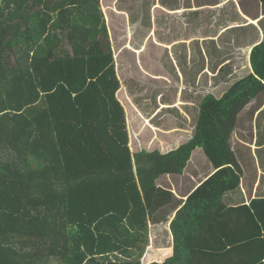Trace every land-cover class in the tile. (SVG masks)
<instances>
[{
    "label": "trees",
    "instance_id": "16d2710c",
    "mask_svg": "<svg viewBox=\"0 0 264 264\" xmlns=\"http://www.w3.org/2000/svg\"><path fill=\"white\" fill-rule=\"evenodd\" d=\"M250 61L253 73L204 97L187 144L133 153L100 0H0V264H264V199L223 202L241 184L230 141L264 92V41ZM198 148L215 173L158 262L151 222L173 195L157 180L183 174Z\"/></svg>",
    "mask_w": 264,
    "mask_h": 264
},
{
    "label": "crops",
    "instance_id": "0c3cea01",
    "mask_svg": "<svg viewBox=\"0 0 264 264\" xmlns=\"http://www.w3.org/2000/svg\"><path fill=\"white\" fill-rule=\"evenodd\" d=\"M179 1L155 0L150 10L163 9L165 14L159 17V21L153 18L149 35L140 37L142 43L129 25V16L123 12L119 15L125 14L124 18L119 17L118 21L121 26L116 29H126V41L123 37L116 40L110 37L121 83L118 99L125 110H131L132 122H128V130L133 151L135 146L139 152L150 150L168 154L187 144L196 132L199 102L210 92L221 98L237 81L253 73L250 63L252 49L264 41V7L259 0H181V5L176 6ZM159 28L168 29V35L173 38L157 39L153 30ZM150 41H153L152 48ZM118 51L121 54H117ZM160 54L169 60L166 81L168 86L176 87L177 94L174 103L159 105L165 110L177 109L184 125L179 121L178 125L174 123L167 129L155 125L149 130L144 125H149L146 123L149 118L144 117L146 109L150 108L149 104H143L147 101L146 95H136L134 90H139L141 77L144 80L152 77L154 82L162 77L156 69ZM150 67L154 71H150ZM261 130H264V92L237 117L230 144L243 175L239 188L224 195L223 202L227 207L249 206L253 200L264 199V141L260 144L257 139ZM214 173V166L198 148L183 174L164 175L157 180V186L170 191L173 199L152 219L148 257L161 262L173 255L174 238L170 225L188 196ZM248 176L255 179L252 186L244 180Z\"/></svg>",
    "mask_w": 264,
    "mask_h": 264
},
{
    "label": "rangeland",
    "instance_id": "374dc122",
    "mask_svg": "<svg viewBox=\"0 0 264 264\" xmlns=\"http://www.w3.org/2000/svg\"><path fill=\"white\" fill-rule=\"evenodd\" d=\"M255 1L257 2V0H255ZM100 3H101V7H102V12L104 13V17L106 19V23H107V26L109 29L110 37L113 40H114V38L116 40V38L123 37L124 38L123 40L126 41V39H125L126 29L125 28H122L121 30L116 29V27L121 26V24L119 23L120 22L119 17L122 18L124 16V15H119V14H122L121 12H123L127 16H129L130 24L129 23L128 24L131 25L132 31L134 33L138 34V36H139L138 39H139V41H141V43L143 42V40L140 37H143V38H145V36L147 37L151 31L153 18L158 19L157 21H159V17L165 14V13H163V9H157L156 10V9L152 8L153 11L150 10V8L153 6V4H155V0H100ZM162 4L165 5L164 2H162ZM156 5H157V3H156ZM180 5H181V0L176 3V6H180ZM257 5H259V4L257 3ZM260 9L262 10V7ZM155 11L157 12L158 15L155 13ZM164 12H165V10H164ZM174 20H175V18H174ZM160 22H162V18H161ZM154 32H156L155 35H156L157 39L164 38V37H165L164 39L173 38V35L172 36L168 35L169 34L168 29L164 30V29L159 28L157 31L153 30V33ZM166 35L168 37H166ZM65 36H67V35H65ZM62 37H64V35ZM136 39H137V37H136ZM150 42H151L150 48H152V42L153 41H150ZM134 43H136V42H134ZM67 49H68V51L71 52V50H70L71 48L69 45H67ZM160 50L163 51L162 49H160ZM164 50H166V49H164ZM160 56L161 57H160L159 62H156V69H158L157 70L158 72L162 73V75H161L162 77L155 82L153 81L152 77L147 79V80H144V78L141 77V79H140L141 85L139 87V90H137V91L134 90L136 95H138V94H145L146 95L147 101L144 102L143 104H149L150 108L146 109V111H145L146 114L144 117L149 118L150 121H149V125H146L145 123H144V125L149 130H151L152 127L155 125H157L161 128L167 129L169 127V125H172L174 123L178 125L179 121H180V123H182V121H183L182 115H180L178 113V111H176L177 109L165 110V109H162V107L159 105L160 103H174L175 101H173V100L177 94L176 93V87L174 89V86H171V87L168 86L167 81H166L167 78L169 77V75H167L168 71L170 70V65L168 64L169 60L165 59L163 54L162 55L160 54ZM179 60H182V58H179ZM170 62H172V60H170ZM148 66H152V65H148ZM149 69H150V71H154V69L152 67H150ZM122 75H123V73L122 74L120 73V76H122ZM164 82H166V84ZM136 84H137V81L132 86V88ZM193 97L196 98V96H194V95H193ZM162 98H163V102L161 101ZM199 104H200V102H199ZM130 111L126 108L127 120L129 123L132 122L131 113H129ZM156 114H158V115L156 116ZM171 115H173V116H171ZM196 119H197V116L195 117L194 120H196ZM142 123H143V121H142ZM142 123H141V125H142ZM250 134L253 135L252 132ZM257 139H258V142L260 144L263 143V141H264V130L263 131L261 130ZM247 140H249L248 142H251L249 138H247ZM131 142H132V139H131ZM131 142H130V146H132ZM131 149H132V147H131ZM133 149H134V151L132 150L133 152H135V153L139 152V149L135 148V146H133ZM253 174H255V173L253 172ZM244 180L246 181V184L249 183V185H251V186L253 185V183L255 181V179H253L252 176H248ZM243 188H244V186H243Z\"/></svg>",
    "mask_w": 264,
    "mask_h": 264
}]
</instances>
